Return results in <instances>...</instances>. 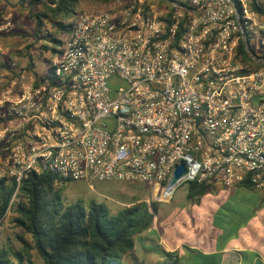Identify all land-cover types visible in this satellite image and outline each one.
I'll return each mask as SVG.
<instances>
[{"label": "built area", "instance_id": "1", "mask_svg": "<svg viewBox=\"0 0 264 264\" xmlns=\"http://www.w3.org/2000/svg\"><path fill=\"white\" fill-rule=\"evenodd\" d=\"M252 1L264 6L111 0L81 10L42 73L0 44V180L146 181L168 200L183 163L177 183L264 190V15ZM11 28L6 18L0 35Z\"/></svg>", "mask_w": 264, "mask_h": 264}, {"label": "trees", "instance_id": "2", "mask_svg": "<svg viewBox=\"0 0 264 264\" xmlns=\"http://www.w3.org/2000/svg\"><path fill=\"white\" fill-rule=\"evenodd\" d=\"M24 1L18 0L17 3L22 5ZM79 1L27 0L28 15L34 21L35 37L41 38L40 34L47 24L53 29L48 40L55 45L49 47L42 44L51 55L61 44L60 36L70 31L72 22L69 18L76 14ZM93 1L106 4L111 0ZM35 5L41 8L34 11ZM251 8L264 15V6L255 1H252ZM29 47L26 46L23 55L26 68H33L34 59ZM238 53L242 61L248 60L243 41L238 44ZM59 182L64 181L48 172L30 173L18 185L13 180H0V224L13 206L16 213L14 224L22 230L21 234H17L18 247L8 244L0 246V264H37L33 253L41 259V264H123L121 259L133 250L135 237L152 226L157 212L156 204H130L115 213L94 200L87 204H65L57 186ZM240 185L253 189L245 182ZM210 187L190 181L187 183L186 197L193 199L203 195ZM25 234L30 236L29 240L25 239ZM134 264L144 263L137 260ZM158 264L181 263L174 252H163V260Z\"/></svg>", "mask_w": 264, "mask_h": 264}, {"label": "rangeland", "instance_id": "3", "mask_svg": "<svg viewBox=\"0 0 264 264\" xmlns=\"http://www.w3.org/2000/svg\"><path fill=\"white\" fill-rule=\"evenodd\" d=\"M17 1H0V19L10 13L13 24L12 31L3 35L4 38H0L3 46L13 54L18 52L15 56L23 61H25L23 52L29 45L34 64L40 71L46 67L51 56L42 44L49 47L55 45L48 40L49 34H53V29L47 24L44 32L40 34L41 38L35 37L34 21L28 15L27 0L22 5ZM104 5L106 4L100 1L80 0L77 12ZM40 8V5L33 6L34 11ZM73 19L74 15L69 18ZM57 186L60 187L65 204L73 202L87 204L94 200L103 203L112 213L130 204L145 203L150 206L151 203H155L157 212L152 226L158 228L166 239L167 237L177 239L176 230L183 231L184 239L194 241L195 236H199L208 243L216 244L229 239L241 242L245 236H249L251 242H256L257 238L264 234V190L213 185L205 194L189 199L186 197L187 182L182 181L174 185L168 200H163L158 199L164 197L163 193L161 197V190L156 193L152 184L146 181L67 180L59 182ZM155 195L158 198H155ZM13 201H16V197ZM15 215L14 207L11 206L0 224V246L6 244L19 246L17 234H21L22 230L14 224ZM24 237L30 239L28 234ZM136 243L137 247H140V242ZM150 248L153 253L158 254L160 247L151 243ZM138 252L140 254L139 249ZM33 259L37 264H41V259L35 253ZM136 259L133 255H124L121 260L123 264H134ZM145 263L153 264L148 261ZM202 264H212V260L203 261Z\"/></svg>", "mask_w": 264, "mask_h": 264}, {"label": "crops", "instance_id": "4", "mask_svg": "<svg viewBox=\"0 0 264 264\" xmlns=\"http://www.w3.org/2000/svg\"><path fill=\"white\" fill-rule=\"evenodd\" d=\"M6 18L9 19L12 26L10 30L11 32L13 29V24L10 13H7L1 17L0 24L4 23ZM0 37L4 38L3 35H0ZM1 38L0 44L3 45ZM10 57L17 58L11 51ZM23 59H25V61L22 59L18 60L19 62L25 64L26 58H24V56ZM31 69L34 72L42 73L45 71L46 67L38 71L37 66L34 64V67ZM232 187L245 188L241 185H235L228 188ZM176 234L178 235L177 239H171L169 237L166 239L158 228L155 229V226H152L135 237V245L133 250L125 255H133L135 258H137L136 260H141L143 263L148 261L153 264H158L159 261L163 260V252H174L179 263L181 264H202L203 261L208 262L209 259L212 260V264H264V234L258 237L256 242H251L250 237L245 236L241 242H237L235 239H229L226 242H219L217 244L212 242L208 243L207 241L202 240L199 236H195L194 241H191L190 239H184L182 237V230H176ZM153 237H156L157 241L156 239L154 240ZM136 241L140 242V247H137ZM151 243H154L156 246L160 247L158 254L152 252L150 248ZM138 249L140 250V254Z\"/></svg>", "mask_w": 264, "mask_h": 264}, {"label": "water", "instance_id": "5", "mask_svg": "<svg viewBox=\"0 0 264 264\" xmlns=\"http://www.w3.org/2000/svg\"><path fill=\"white\" fill-rule=\"evenodd\" d=\"M185 171V166L183 163L176 164L173 172L167 182V189H171L181 178Z\"/></svg>", "mask_w": 264, "mask_h": 264}, {"label": "bare ground", "instance_id": "6", "mask_svg": "<svg viewBox=\"0 0 264 264\" xmlns=\"http://www.w3.org/2000/svg\"><path fill=\"white\" fill-rule=\"evenodd\" d=\"M166 193H168V194H166ZM165 194H166V195H165ZM167 195H169V192H168V191H164V192H163V196L166 197Z\"/></svg>", "mask_w": 264, "mask_h": 264}]
</instances>
